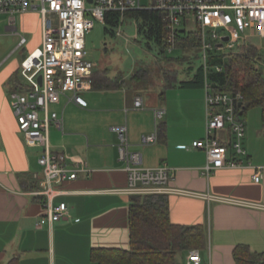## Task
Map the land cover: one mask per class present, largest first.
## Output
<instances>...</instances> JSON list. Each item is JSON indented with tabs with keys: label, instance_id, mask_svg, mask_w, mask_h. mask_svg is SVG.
<instances>
[{
	"label": "crops",
	"instance_id": "crops-1",
	"mask_svg": "<svg viewBox=\"0 0 264 264\" xmlns=\"http://www.w3.org/2000/svg\"><path fill=\"white\" fill-rule=\"evenodd\" d=\"M20 18V32L32 23L40 43L39 15L29 12ZM18 66L0 68V264L12 260L15 264H97L91 258L92 249L129 247L130 195L116 191L128 183L118 155L117 128L123 129L129 149L140 153L143 166L165 164L174 169L171 186L186 192L167 194L169 217L175 224L204 227L205 244L198 250L205 264H236L233 250L239 244L264 251L261 111L255 115L259 126L248 125L251 115L247 112L242 141L246 155L241 157L262 167L260 181H253L249 167L222 168L206 177L202 173L205 152L190 147L194 139L205 135L204 85L180 86L176 78L177 83L164 88L160 79L157 85L140 90L136 84L142 80L131 79L132 72L128 76L105 66L97 69L98 63L92 72L93 85L82 92L86 107L68 101L65 95L49 105L61 119V128L52 123L48 127L51 150L83 161L89 171L55 185L59 192L53 203L65 202L67 213L50 225L38 226L43 205L34 191L41 179L37 159L42 148L23 138L7 96ZM194 74L181 81L191 80ZM18 78L21 83L19 74ZM104 78L115 79L120 86L105 88L100 85ZM137 96L142 98V107L134 105ZM156 109L163 110L158 119ZM159 123L164 126L160 136ZM155 130L157 140L142 143V136ZM217 136L221 141L229 138L225 130ZM188 252H178L176 264H189Z\"/></svg>",
	"mask_w": 264,
	"mask_h": 264
},
{
	"label": "built area",
	"instance_id": "built-area-1",
	"mask_svg": "<svg viewBox=\"0 0 264 264\" xmlns=\"http://www.w3.org/2000/svg\"><path fill=\"white\" fill-rule=\"evenodd\" d=\"M140 9L157 10L162 14L169 50L174 47L177 34L188 32L189 22L200 34L205 75V135L194 139L190 147L205 152L203 175L209 177L222 168L249 167L253 171V181L261 179L262 167L241 158L246 155L242 143L244 121L237 110L241 94L213 91L206 79V60L207 50L213 43L219 51L227 53L264 38V0H150L149 5H143L140 0H0V24L5 33L19 36L17 48L26 43L25 36L17 28V17L36 12L40 19V43L28 50L19 62L18 74L24 89L9 94L19 132L27 142L42 148L37 159L41 179L39 189L34 191L42 197L43 205L38 226L50 225L67 213L65 202L53 203L59 192L55 185L75 179L81 171H89L83 161L51 150L48 127L52 123L61 128V119L56 112L50 111L49 105L65 95L77 106H87L82 92L91 84L96 63L88 58L86 33L92 29L94 21L105 23L109 12L118 13L122 21L125 12ZM134 105L143 106L140 96L135 97ZM154 112L156 119L163 114L162 109ZM223 130L229 134L228 141H221L217 136V132ZM117 131L118 155L128 180L127 186L116 189L117 192L128 195L186 192L171 186L173 168L165 164L143 166L140 153L129 149L123 129L117 128ZM156 140V130L142 136L144 144ZM187 259L189 264H205L198 249L189 250Z\"/></svg>",
	"mask_w": 264,
	"mask_h": 264
},
{
	"label": "trees",
	"instance_id": "trees-1",
	"mask_svg": "<svg viewBox=\"0 0 264 264\" xmlns=\"http://www.w3.org/2000/svg\"><path fill=\"white\" fill-rule=\"evenodd\" d=\"M137 21L138 33L153 41L162 53L168 49L165 40L166 23L157 10H132L124 13ZM118 13H107L105 32L115 34L114 28L120 23ZM175 47L182 50L197 51L201 48L198 31L177 34ZM213 47V48H212ZM207 54L206 79L213 91H225L241 94V105L237 106L239 116L244 121L248 110L258 107L261 111L264 126V60L263 51L255 44L238 46L235 51L222 53L212 45ZM213 49V50H211ZM227 57V58H225ZM20 62V61H19ZM220 67L217 70L216 67ZM19 67V66H18ZM145 72V71H143ZM137 75L139 77H137ZM131 79L143 80L137 72ZM204 70L201 64L193 78L187 81L176 80V73L170 75L164 88L178 82L180 86L201 87L204 83ZM13 88L23 90L18 78V69L13 75ZM91 77V86L93 85ZM100 85L105 88L120 86L117 80L103 79ZM164 92L160 93L162 96ZM163 124L157 125L158 136L162 135ZM229 147L228 143L223 142ZM129 247L94 248L91 258L97 264H176V254L180 251L201 249L205 244V230L201 224L181 225L172 223L169 217V200L167 194L130 195L129 212ZM236 264H264V251H252L244 244L237 245L233 250ZM8 264H15L12 260Z\"/></svg>",
	"mask_w": 264,
	"mask_h": 264
},
{
	"label": "rangeland",
	"instance_id": "rangeland-1",
	"mask_svg": "<svg viewBox=\"0 0 264 264\" xmlns=\"http://www.w3.org/2000/svg\"><path fill=\"white\" fill-rule=\"evenodd\" d=\"M140 1L143 5H149L150 3V0ZM1 19L2 16H0ZM20 20L21 18L18 16L16 25L19 31H21ZM105 26V23L94 21L92 29L86 33L85 47L88 58L98 63L97 69L105 66L111 72L119 71L128 76L131 72L133 75L135 73L137 75L138 72L140 76L145 73L144 79L136 84L140 90L157 85L160 79L163 84H166L169 76L175 73L176 78L180 81L189 79L203 62L201 48L194 51L182 50L174 46L170 50L165 49L161 53L153 41L138 33V24L133 18L123 17L121 23L114 28L115 34L105 32ZM194 30V24L189 22L187 31ZM23 34L26 43L16 49L19 36L5 34L2 24H0V68L15 66L28 50L39 45L38 30L35 25L29 22ZM254 44L262 49L264 55V38L254 41ZM213 46H215V43H213ZM261 63L264 65V60ZM137 77L139 76L137 75ZM11 89L8 88V98ZM259 112L260 108L258 107L248 110V115H251L248 125L254 126L257 124L259 126L261 124L259 118L255 116Z\"/></svg>",
	"mask_w": 264,
	"mask_h": 264
},
{
	"label": "water",
	"instance_id": "water-1",
	"mask_svg": "<svg viewBox=\"0 0 264 264\" xmlns=\"http://www.w3.org/2000/svg\"><path fill=\"white\" fill-rule=\"evenodd\" d=\"M225 40H227V37H225ZM240 105H241V102L238 103V106H240Z\"/></svg>",
	"mask_w": 264,
	"mask_h": 264
}]
</instances>
